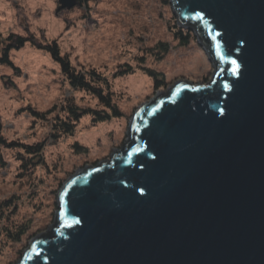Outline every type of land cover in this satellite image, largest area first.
I'll return each mask as SVG.
<instances>
[{
    "label": "water",
    "instance_id": "1",
    "mask_svg": "<svg viewBox=\"0 0 264 264\" xmlns=\"http://www.w3.org/2000/svg\"><path fill=\"white\" fill-rule=\"evenodd\" d=\"M168 3L211 79L141 103L109 158L61 184L14 264H264V0Z\"/></svg>",
    "mask_w": 264,
    "mask_h": 264
},
{
    "label": "rangeland",
    "instance_id": "2",
    "mask_svg": "<svg viewBox=\"0 0 264 264\" xmlns=\"http://www.w3.org/2000/svg\"><path fill=\"white\" fill-rule=\"evenodd\" d=\"M57 7V0H0V34L27 37L23 46L11 49V65L0 64L1 136L28 143L42 140L48 126L34 119L29 107L43 112L69 96L80 106L94 104L61 79L58 63L44 48L48 42L55 41L73 66H92L110 78L126 64L132 72L112 78L122 116L96 124L89 116L82 118L71 136L46 145L47 166L32 179L21 177L11 154L1 150L7 165L0 167V203L16 197L7 213L30 229L19 241L0 237V264H14L31 238L47 230L61 184L77 169L109 158L124 142L129 119L141 103L178 80L196 84L212 77L211 63L193 34L186 45L175 38L177 23L168 0H81L68 10ZM159 43L168 46L161 57ZM142 67L164 74L165 86L155 90Z\"/></svg>",
    "mask_w": 264,
    "mask_h": 264
},
{
    "label": "trees",
    "instance_id": "3",
    "mask_svg": "<svg viewBox=\"0 0 264 264\" xmlns=\"http://www.w3.org/2000/svg\"><path fill=\"white\" fill-rule=\"evenodd\" d=\"M80 2L81 0H77ZM173 34L180 45H186L191 37L188 30L179 29L177 24L174 25ZM27 37L18 36L12 32L6 36L0 34V64L11 65L9 54L11 49H18L23 46ZM160 47L157 57H161L168 50L165 43L157 44ZM44 48L50 56L59 65L62 80L67 83L72 92H79L89 95L95 102L93 105H77L72 96L65 97L60 103L53 105L51 108L40 112L33 108L29 109V114L48 126V131L42 140L28 142H18L17 140H8L0 135V167L4 168L7 162L2 160L1 150L9 152L17 163V170L20 171L21 177L32 179L36 171L45 168L46 161L44 152L48 143L57 144L60 140L65 139L73 134L80 120L89 116L90 123L109 121L112 118L122 116L119 106L114 100V91L112 88V78L117 75L132 72L130 65H125V69H119L111 74V78L99 69L92 66H73L67 55L60 54L59 47L55 41L47 43ZM143 70L152 78L155 90L165 86L164 74L153 69L142 67ZM16 197L4 200L0 203V237L11 241H19L22 236L30 229L29 225L13 222L9 216V211L16 205ZM12 208L9 209V206ZM21 252H19L20 255Z\"/></svg>",
    "mask_w": 264,
    "mask_h": 264
}]
</instances>
